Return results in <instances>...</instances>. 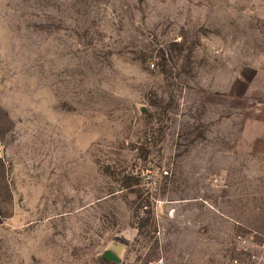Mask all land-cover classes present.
Listing matches in <instances>:
<instances>
[{
  "label": "rangeland",
  "instance_id": "rangeland-1",
  "mask_svg": "<svg viewBox=\"0 0 264 264\" xmlns=\"http://www.w3.org/2000/svg\"><path fill=\"white\" fill-rule=\"evenodd\" d=\"M262 128L264 0H0V264H253Z\"/></svg>",
  "mask_w": 264,
  "mask_h": 264
},
{
  "label": "crops",
  "instance_id": "crops-1",
  "mask_svg": "<svg viewBox=\"0 0 264 264\" xmlns=\"http://www.w3.org/2000/svg\"><path fill=\"white\" fill-rule=\"evenodd\" d=\"M260 132L263 133L262 138H264V130ZM234 146L226 152L231 161L233 160V164L224 169L219 178L240 181L242 183L239 184V187L237 185L238 189H243L244 191L246 189L251 190L250 196L253 194L261 195L260 191L262 190L264 192V139L260 138L258 141L249 142H235ZM243 195L244 193L241 196ZM262 211L261 209L254 208L250 211L251 213L259 214L257 221H253V219L251 222L248 219L247 221L243 219L236 220L237 225L244 233L240 237L242 241L259 243L264 240V217L260 214Z\"/></svg>",
  "mask_w": 264,
  "mask_h": 264
},
{
  "label": "built area",
  "instance_id": "built-area-1",
  "mask_svg": "<svg viewBox=\"0 0 264 264\" xmlns=\"http://www.w3.org/2000/svg\"><path fill=\"white\" fill-rule=\"evenodd\" d=\"M243 243L249 244L252 248L257 249V253L252 256L253 264H264V240L259 243H247V241L243 240Z\"/></svg>",
  "mask_w": 264,
  "mask_h": 264
}]
</instances>
